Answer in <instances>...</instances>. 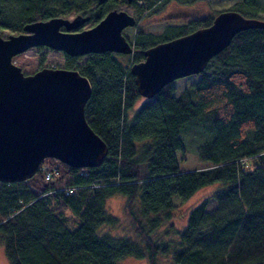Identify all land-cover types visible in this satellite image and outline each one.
Returning <instances> with one entry per match:
<instances>
[{
    "label": "trees",
    "instance_id": "obj_1",
    "mask_svg": "<svg viewBox=\"0 0 264 264\" xmlns=\"http://www.w3.org/2000/svg\"><path fill=\"white\" fill-rule=\"evenodd\" d=\"M76 1H57V10L52 0H0V29L21 33L28 23L68 13ZM158 1L147 0L140 10L150 11ZM95 3L94 9L77 11L92 25L134 0ZM227 10L257 19L262 7L257 0H241ZM218 13L186 21L180 16L177 27L159 36L138 26L128 41L131 56L90 54L79 65L81 57L64 55L66 69L75 68L91 84L84 117L108 152L95 168L45 159L30 179L0 183V241L9 264H120L127 258L157 264L158 257H168V264H264V30L235 35L178 95L172 82L150 99L140 97L130 66L121 63L142 61L147 48L209 26ZM186 127L202 136L193 152L203 166L194 170L179 167ZM212 185L175 231V242L154 240L133 213L137 206L143 217L168 220L176 200ZM115 197L124 198L132 237L100 231L116 224L107 210Z\"/></svg>",
    "mask_w": 264,
    "mask_h": 264
},
{
    "label": "water",
    "instance_id": "obj_2",
    "mask_svg": "<svg viewBox=\"0 0 264 264\" xmlns=\"http://www.w3.org/2000/svg\"><path fill=\"white\" fill-rule=\"evenodd\" d=\"M88 19L79 14L71 20L53 17L28 23L6 39L0 36V183L30 179L45 159L83 169L99 166L106 157V144L84 117L91 94L87 78L63 68L24 74L12 63L14 56L33 47L68 57L133 53L122 35L136 25L133 16L113 9L92 27L77 31ZM249 29L264 30V20L225 10L209 26L147 48L143 60L129 67L138 95L150 99L167 84L201 73L235 35Z\"/></svg>",
    "mask_w": 264,
    "mask_h": 264
},
{
    "label": "rangeland",
    "instance_id": "obj_3",
    "mask_svg": "<svg viewBox=\"0 0 264 264\" xmlns=\"http://www.w3.org/2000/svg\"><path fill=\"white\" fill-rule=\"evenodd\" d=\"M57 1L61 0H56V2ZM146 1L147 0H134V3L131 5H119L117 8L118 10H123L127 14L133 16L136 20V25L134 27H127L122 31V35L130 43L134 40L138 26L144 30L145 33L159 36L167 29L177 27L180 22H174V20L180 16L182 17L181 14L184 12H188L187 14L189 15H183V21L192 18H201L208 14L213 15L215 12L218 13L220 11L227 10L229 7L241 0H159L151 7L150 11L143 12L140 8L144 3H146ZM257 1L262 7V11L258 14L257 19L264 20V0ZM56 2L52 0V5L54 6H52V8H57V10H59L58 2ZM85 6L94 9L96 6L95 0H78L71 11L59 16L71 20L77 15V11ZM170 18L171 20H169ZM93 23L94 21L86 22L79 27L77 31L88 29L93 26ZM17 34L19 33L16 31L0 29V36L3 39H6L9 35ZM86 56H81V58L77 61V64H83L87 59ZM121 61L124 65H131V59H129L130 64H126L125 59ZM12 63L18 66L24 74H32L42 68L66 69L69 62L65 59L64 54L61 52L53 51L46 47H33L14 56L12 58ZM196 80V75L175 80L173 82L175 86V95H178L183 89L187 88ZM182 135L186 143V152L184 160H180V157L178 156L180 169L194 170L202 167L203 164L196 159L193 152L196 145L202 140L201 134L196 128L186 127L184 128ZM43 166L56 167L58 165L53 164L51 166L49 162H46ZM213 189V185L201 189L184 202L176 200V208L173 209L168 220H165V218L161 215L156 217L152 216L150 218L143 217L137 206L134 207L133 213L140 226L148 234H151L154 240L160 241V243L163 244L175 242L177 238L175 231L184 226L188 211L197 205L202 199L206 198ZM123 201L124 198L122 197L111 198L107 201V210L116 219V224L113 226H103L100 229L102 233H108L115 237H132L134 235L132 223L123 211ZM64 213L66 217H72V214L68 209H65ZM167 222L171 223L172 227H168L170 225ZM168 262V257L157 258V264H168ZM0 264H9L4 254L1 241ZM120 264H147V261L127 258L121 261Z\"/></svg>",
    "mask_w": 264,
    "mask_h": 264
},
{
    "label": "built area",
    "instance_id": "obj_4",
    "mask_svg": "<svg viewBox=\"0 0 264 264\" xmlns=\"http://www.w3.org/2000/svg\"><path fill=\"white\" fill-rule=\"evenodd\" d=\"M50 178V175L49 174H46L45 175V179H49ZM71 191H72V188H69V189H67L66 191H65V193L68 195L69 193H71Z\"/></svg>",
    "mask_w": 264,
    "mask_h": 264
}]
</instances>
